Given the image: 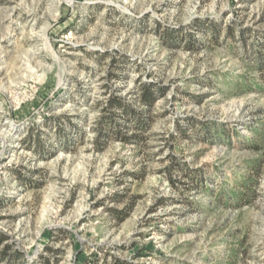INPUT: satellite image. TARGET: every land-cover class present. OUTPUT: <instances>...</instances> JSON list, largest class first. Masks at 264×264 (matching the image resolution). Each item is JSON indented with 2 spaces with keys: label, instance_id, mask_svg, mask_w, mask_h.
Returning a JSON list of instances; mask_svg holds the SVG:
<instances>
[{
  "label": "rangeland",
  "instance_id": "obj_1",
  "mask_svg": "<svg viewBox=\"0 0 264 264\" xmlns=\"http://www.w3.org/2000/svg\"><path fill=\"white\" fill-rule=\"evenodd\" d=\"M0 233V264H264V0H0Z\"/></svg>",
  "mask_w": 264,
  "mask_h": 264
},
{
  "label": "trees",
  "instance_id": "obj_2",
  "mask_svg": "<svg viewBox=\"0 0 264 264\" xmlns=\"http://www.w3.org/2000/svg\"><path fill=\"white\" fill-rule=\"evenodd\" d=\"M228 30H231V28L228 27ZM156 90L157 89H155L151 86L142 87V91L140 94L139 101L143 107L148 109L154 105L155 101L158 98V95L156 94ZM105 110L108 112L120 111L121 114H123L122 115L123 119L125 120L124 123H121V125H120L123 128L135 127L138 130H142L147 125V124H145L147 119H145L144 117H141V114H138L135 111L130 110L128 105L125 104V102L122 99H120L119 97L113 96L112 98L108 99L106 101V109ZM134 119H136V121H137L135 124H133V122H132ZM126 122L130 123L131 125H128ZM132 138H134V137H132ZM128 139L123 138V141H128ZM118 214H120V213H118ZM118 218L120 220H122L124 217H118ZM3 240H4V236L0 233V242H2ZM2 257H4V255H2ZM11 260L13 261L12 257H11ZM10 264H13V263H10ZM113 264H127V263L115 260L113 262Z\"/></svg>",
  "mask_w": 264,
  "mask_h": 264
},
{
  "label": "bare ground",
  "instance_id": "obj_3",
  "mask_svg": "<svg viewBox=\"0 0 264 264\" xmlns=\"http://www.w3.org/2000/svg\"><path fill=\"white\" fill-rule=\"evenodd\" d=\"M46 48H47L46 50H48L50 53L54 54V53H53V50L51 49V47H50V45H49V43H47V42H46ZM60 80H61V79H60ZM60 80H59V81H60Z\"/></svg>",
  "mask_w": 264,
  "mask_h": 264
}]
</instances>
